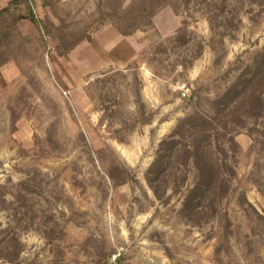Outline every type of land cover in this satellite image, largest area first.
<instances>
[{
    "label": "rangeland",
    "instance_id": "obj_1",
    "mask_svg": "<svg viewBox=\"0 0 264 264\" xmlns=\"http://www.w3.org/2000/svg\"><path fill=\"white\" fill-rule=\"evenodd\" d=\"M0 264H264V0H0Z\"/></svg>",
    "mask_w": 264,
    "mask_h": 264
},
{
    "label": "crops",
    "instance_id": "obj_2",
    "mask_svg": "<svg viewBox=\"0 0 264 264\" xmlns=\"http://www.w3.org/2000/svg\"><path fill=\"white\" fill-rule=\"evenodd\" d=\"M112 37H105L100 42H97L103 49V54L101 55V51L97 55V58H94V66L97 64L98 67L107 64H118L123 65L128 63L130 60L135 58V46L132 40L126 38L124 36H120L117 31L112 30ZM128 40L130 42H128ZM96 45V44H95ZM97 46V45H96ZM98 47V46H97ZM89 62L93 61L91 57V53L89 52L88 57ZM106 62V63H105ZM96 67V66H95Z\"/></svg>",
    "mask_w": 264,
    "mask_h": 264
}]
</instances>
